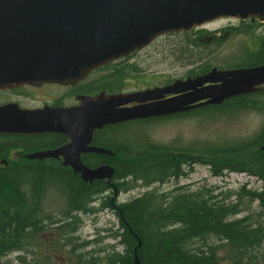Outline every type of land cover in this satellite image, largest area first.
Listing matches in <instances>:
<instances>
[{"label": "trees", "instance_id": "obj_1", "mask_svg": "<svg viewBox=\"0 0 264 264\" xmlns=\"http://www.w3.org/2000/svg\"><path fill=\"white\" fill-rule=\"evenodd\" d=\"M231 107L254 109L257 102L252 99L232 102ZM262 138L264 132L234 144H202L200 148L191 145L183 149L139 144L132 149L131 167L113 169L112 185L104 180L87 183L63 169L0 168V258L24 250L41 232L44 218L39 212L47 192L57 191L68 207L92 213L94 208L86 207L85 201L109 188L114 192L110 196L113 201L101 200L99 209L106 208L115 215L123 251L108 257L107 264H134L135 248L139 264H260L264 259L259 250L264 242V226L251 223L248 217L234 218L239 213L237 204L210 201L203 194L178 192V189L170 194L146 190L124 203H119L114 194L133 188L137 181L147 188L177 180L185 175L183 165L191 168L190 159L198 154L200 163L209 165L215 176L226 170L259 179L260 191L241 188L237 195L240 198L248 195L249 200L258 202L264 213ZM45 217L51 222L49 216ZM70 224V221L65 223ZM94 260L87 263L96 264L92 263ZM21 261L24 258L21 257Z\"/></svg>", "mask_w": 264, "mask_h": 264}, {"label": "water", "instance_id": "obj_2", "mask_svg": "<svg viewBox=\"0 0 264 264\" xmlns=\"http://www.w3.org/2000/svg\"><path fill=\"white\" fill-rule=\"evenodd\" d=\"M225 18L264 21V0H0V88L75 83L163 34L188 31ZM213 79L222 83L167 102L117 108L125 100H152L175 91L182 83L195 88ZM185 81L129 95L98 97L76 111L82 112L81 119L88 122L83 129L91 135L108 123L219 105L264 83V65L232 71L213 68L206 75ZM19 115L0 108V132L24 131L25 126L16 124L24 118ZM72 170L85 182L108 179L113 174L109 167L75 166ZM133 263L139 264L136 248Z\"/></svg>", "mask_w": 264, "mask_h": 264}, {"label": "flooded vegetation", "instance_id": "obj_3", "mask_svg": "<svg viewBox=\"0 0 264 264\" xmlns=\"http://www.w3.org/2000/svg\"><path fill=\"white\" fill-rule=\"evenodd\" d=\"M247 23L255 25V29L241 31ZM151 59L164 64L165 69L150 70L146 74L143 63ZM260 65H264V22L229 18L202 24L185 32L159 36L147 47L103 64L75 83L44 82L0 88V108L20 114L24 118L16 124L26 127L22 132H0V168L63 169L81 179L72 167H131L132 149L138 146L132 143V124L195 115L201 109L250 99L257 104H264V83L255 86L253 91L226 98L220 105H205L163 116L108 123L94 129L91 135L83 129L88 122L81 119L82 112L76 111L78 108L98 97L129 95L134 91L167 87L175 81L206 75L213 68L232 71ZM168 69L173 70L171 75ZM184 69H187L186 72ZM221 83V80L213 79L195 88L182 83L175 91L157 95L152 100H125L117 108L167 102L197 90L211 89ZM37 125L52 128L32 127ZM261 142L260 151H264L263 138ZM110 178L91 182L104 180L112 185ZM100 192L95 195L97 200L110 198V203L113 201L109 188ZM73 212H78V209L68 205L61 210L66 215Z\"/></svg>", "mask_w": 264, "mask_h": 264}, {"label": "rangeland", "instance_id": "obj_4", "mask_svg": "<svg viewBox=\"0 0 264 264\" xmlns=\"http://www.w3.org/2000/svg\"><path fill=\"white\" fill-rule=\"evenodd\" d=\"M254 29L255 25L247 23L241 31ZM143 66L147 70L146 74L150 70L165 69L164 64L153 59L146 60ZM186 70L184 69V72ZM167 72L171 75L173 70L168 69ZM231 104H224L220 109H202L195 115L176 119L132 124V143L163 144L176 149L191 145L200 148L202 144H234L253 139L264 132V104H257L254 109L239 110L232 108ZM193 156L194 158H189L190 162L188 161L191 168L184 164L182 169L185 175L179 179H170L163 184H153L147 188L137 181L133 188L119 191L116 200L119 203L128 202L150 189L165 194L178 189V192L203 194L210 201L237 204L239 213L234 218L248 217L251 223L264 226V213L258 202L249 200L248 195L242 198L237 195L241 188L245 191H260L262 182L259 179L245 173L226 170L215 176L209 165L200 163L198 154ZM128 184L132 185V182L128 180ZM100 202L101 199L95 200L90 206L94 208L92 213L73 212L66 215L61 213L67 206L65 198L57 191L47 192L39 213L44 219L49 216L51 222L44 220V227L34 236L33 242L24 250L1 257L0 264H89L87 261L92 259H95L92 263L107 264L106 259L121 254L123 247L119 244L115 215L106 208L100 210ZM69 221L70 226H66L65 223ZM60 225L65 226L57 229ZM211 241L215 242V239L212 238ZM259 250L264 257V242ZM21 257L24 261H21ZM260 264H264V259Z\"/></svg>", "mask_w": 264, "mask_h": 264}, {"label": "bare ground", "instance_id": "obj_5", "mask_svg": "<svg viewBox=\"0 0 264 264\" xmlns=\"http://www.w3.org/2000/svg\"><path fill=\"white\" fill-rule=\"evenodd\" d=\"M112 169H113V168H112ZM245 174H246V173H245ZM247 175H249V174H247ZM249 176H251V175H249ZM252 176H253V175H252ZM253 177H255V176H253ZM115 195H117L116 192H115L114 196H115ZM100 199H101V198H100ZM94 200H97L95 196H94L93 198H91L89 201L86 200L84 205H85L86 207L89 208V207L94 203ZM101 200H102V199H101ZM78 212L83 213L81 210H78ZM262 245H263V244H262ZM261 248H262V247H261ZM133 257H134V256H133Z\"/></svg>", "mask_w": 264, "mask_h": 264}]
</instances>
